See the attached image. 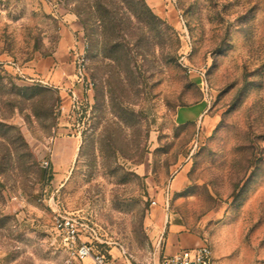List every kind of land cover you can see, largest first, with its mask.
Masks as SVG:
<instances>
[{
	"label": "rangeland",
	"instance_id": "obj_1",
	"mask_svg": "<svg viewBox=\"0 0 264 264\" xmlns=\"http://www.w3.org/2000/svg\"><path fill=\"white\" fill-rule=\"evenodd\" d=\"M60 215L141 264L173 230L264 264V0H0V264H82Z\"/></svg>",
	"mask_w": 264,
	"mask_h": 264
},
{
	"label": "built area",
	"instance_id": "obj_2",
	"mask_svg": "<svg viewBox=\"0 0 264 264\" xmlns=\"http://www.w3.org/2000/svg\"><path fill=\"white\" fill-rule=\"evenodd\" d=\"M73 55L76 63V80L83 81L87 68L85 51L73 48ZM53 229L69 258L78 260L82 264H141L133 262L124 249L120 250L119 256H115L111 251L97 249V241H102L99 239L96 230L75 216H58L53 223ZM154 264L224 263L214 256L210 246L201 244L192 248L180 249L173 254L163 255Z\"/></svg>",
	"mask_w": 264,
	"mask_h": 264
},
{
	"label": "crops",
	"instance_id": "obj_3",
	"mask_svg": "<svg viewBox=\"0 0 264 264\" xmlns=\"http://www.w3.org/2000/svg\"><path fill=\"white\" fill-rule=\"evenodd\" d=\"M79 26L75 25L77 29ZM75 35L70 30H65L63 32L61 41L59 42L57 51L54 54L57 63L55 64V69L51 75V81L60 84V88L67 89L69 86L68 76H71V72L74 69L73 63L70 59V49L74 43ZM54 59V60H55ZM205 109L203 101H199L190 107L181 109L177 113V120L180 123H185L187 121H196L202 116ZM199 245L195 238H191L186 234L177 233L174 230L171 231L169 237V244L166 247V252L164 255L173 254L183 248H192Z\"/></svg>",
	"mask_w": 264,
	"mask_h": 264
}]
</instances>
